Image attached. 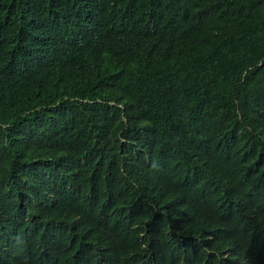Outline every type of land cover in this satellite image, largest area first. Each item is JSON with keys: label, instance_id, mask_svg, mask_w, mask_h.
<instances>
[{"label": "trees", "instance_id": "1", "mask_svg": "<svg viewBox=\"0 0 264 264\" xmlns=\"http://www.w3.org/2000/svg\"><path fill=\"white\" fill-rule=\"evenodd\" d=\"M0 264H264V0H0Z\"/></svg>", "mask_w": 264, "mask_h": 264}, {"label": "clouds", "instance_id": "2", "mask_svg": "<svg viewBox=\"0 0 264 264\" xmlns=\"http://www.w3.org/2000/svg\"><path fill=\"white\" fill-rule=\"evenodd\" d=\"M101 106L103 108H108L113 113L118 114L121 121H125L126 118V105L124 102L119 101L117 99H110V100H101Z\"/></svg>", "mask_w": 264, "mask_h": 264}]
</instances>
